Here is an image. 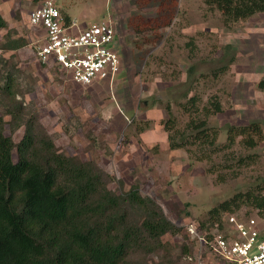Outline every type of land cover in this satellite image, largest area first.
Returning a JSON list of instances; mask_svg holds the SVG:
<instances>
[{
	"label": "rangeland",
	"instance_id": "374dc122",
	"mask_svg": "<svg viewBox=\"0 0 264 264\" xmlns=\"http://www.w3.org/2000/svg\"><path fill=\"white\" fill-rule=\"evenodd\" d=\"M42 1L0 0L6 21L0 45L8 35L26 40L18 50L0 49V55L20 69L25 103L36 108L59 150L96 161L122 181V190L137 186L171 221L185 229L195 223L203 233L217 227L208 219L212 207L239 191L264 186V130L254 148L243 147L237 137L232 148L199 160L195 146L191 152L171 148L164 128L173 117L183 131L190 116L179 103L195 96L200 108L209 98L221 103V112L207 119L219 131L218 145L226 143L228 125L257 120L264 129V91L257 87L264 74V12L225 24L203 0H166L170 22L152 27L157 11L152 0H56L73 23L72 31L104 20L117 31L119 73L112 80L81 85L35 57L42 33L29 25L28 15ZM5 132L10 134L7 126ZM22 132L21 127L12 133L13 140ZM247 155L254 162L238 167L236 157ZM12 157L16 159L15 151ZM230 169H238L237 174ZM110 188L119 189L115 182ZM228 213L220 214L227 229L233 231L225 224L228 215L241 222L253 219L264 238V216L258 209L242 205ZM184 234L183 229L164 237L176 254L172 264H230L197 243L191 254H180Z\"/></svg>",
	"mask_w": 264,
	"mask_h": 264
},
{
	"label": "trees",
	"instance_id": "16d2710c",
	"mask_svg": "<svg viewBox=\"0 0 264 264\" xmlns=\"http://www.w3.org/2000/svg\"><path fill=\"white\" fill-rule=\"evenodd\" d=\"M152 2L157 9L150 20L152 27L166 26L171 19L169 4L166 0ZM203 2L219 11L225 24L264 12V0ZM4 27L6 21L0 14V28ZM25 44V39L8 35L0 49L18 50ZM44 66L65 74L57 65ZM20 78L16 63L0 55V264H172L176 254L164 237L183 229L185 240L179 252L191 254L195 239L185 226L171 221L154 198L143 195L137 186L122 190V181L96 161L58 149L36 108L25 103ZM257 87L264 91V74ZM179 105L190 118L183 131L176 128L173 117L166 119L169 146L189 152L195 146L201 152L196 157L199 160L211 159L221 148H232L237 137L247 149L263 138L262 124L252 120L228 125L226 143L218 145L219 131L207 119L221 112L220 101L209 98L200 108L191 96ZM6 126L10 134H6ZM21 127L22 136L14 141L12 133ZM236 159L238 167L254 162L251 155ZM230 172L235 175L238 169ZM114 182L118 190L110 188ZM242 205L258 209L264 216V186L250 187L219 202L208 211V219L222 228L220 214Z\"/></svg>",
	"mask_w": 264,
	"mask_h": 264
},
{
	"label": "built area",
	"instance_id": "2783aa9c",
	"mask_svg": "<svg viewBox=\"0 0 264 264\" xmlns=\"http://www.w3.org/2000/svg\"><path fill=\"white\" fill-rule=\"evenodd\" d=\"M68 22L56 0H43L29 12V25L42 33L34 46L37 61L57 65L81 85L112 80L120 71L113 23L104 20L72 31L73 23ZM225 224L232 226L233 231L223 225L203 233L195 223L188 224L186 230L199 246H207L230 264H264V238H260L254 220L241 222L228 215Z\"/></svg>",
	"mask_w": 264,
	"mask_h": 264
}]
</instances>
